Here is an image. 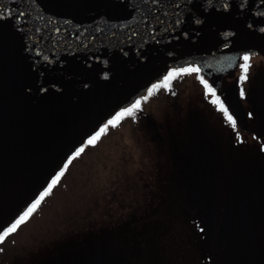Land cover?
Here are the masks:
<instances>
[{"label":"water","instance_id":"95a60500","mask_svg":"<svg viewBox=\"0 0 264 264\" xmlns=\"http://www.w3.org/2000/svg\"><path fill=\"white\" fill-rule=\"evenodd\" d=\"M2 9L0 223L166 67L194 63L217 81L241 53L264 58V0H0Z\"/></svg>","mask_w":264,"mask_h":264},{"label":"flooded vegetation","instance_id":"af4514ba","mask_svg":"<svg viewBox=\"0 0 264 264\" xmlns=\"http://www.w3.org/2000/svg\"><path fill=\"white\" fill-rule=\"evenodd\" d=\"M242 63L243 54L217 81L201 72L217 89L235 124L212 103L213 97L205 92L195 73L175 75L168 82L170 87L160 86L149 95L166 93L173 98L174 127L183 125L184 113L183 136L171 131L167 137L161 131L162 123L156 125L149 115L146 120L163 148L170 138L171 160L177 172L170 191L184 187L185 202L166 207L169 222L159 220L158 214L152 220L149 210L140 211L128 200L122 206L128 219L122 223L135 242L140 237L139 243L146 249L151 229L164 228L167 222L166 230L173 228V234L162 249L174 251V264H264V59L258 53H248L246 78L241 80ZM188 77L191 83L187 92H180ZM185 95L187 109L181 107ZM156 161L161 168L162 157ZM155 207L162 219L169 216H163L162 205ZM4 242H0L2 250ZM105 257L118 261L116 264H143L128 254L110 252L102 253L94 262Z\"/></svg>","mask_w":264,"mask_h":264},{"label":"rangeland","instance_id":"374dc122","mask_svg":"<svg viewBox=\"0 0 264 264\" xmlns=\"http://www.w3.org/2000/svg\"><path fill=\"white\" fill-rule=\"evenodd\" d=\"M190 77L181 84L180 92H187ZM149 95L146 91L144 96L148 98L141 101L135 118L122 117L101 133L97 144H86L69 163L31 218L5 239L0 264H78L109 252L128 254L143 264L175 263L174 251L169 247L162 249L168 245L166 238L173 234V228L166 230L167 222L164 228L151 229L146 249L139 243L140 237L135 242L134 235L122 223L128 219V213L122 210L128 200H135L131 203L140 211L149 210L152 220L158 214L159 220L169 222L166 207L185 202L184 187L170 191L177 179L170 138L163 148L146 120L149 115L156 125L162 123L161 131L167 137L171 131L183 136L184 113L183 125L174 127L177 122L173 118V98L166 93ZM186 104L187 95L183 96L181 107L187 109ZM159 157L161 168L156 164ZM158 204L163 206L160 210L167 218L162 219L158 213ZM17 252L21 254L16 256Z\"/></svg>","mask_w":264,"mask_h":264},{"label":"snow or ice","instance_id":"6c2138e0","mask_svg":"<svg viewBox=\"0 0 264 264\" xmlns=\"http://www.w3.org/2000/svg\"><path fill=\"white\" fill-rule=\"evenodd\" d=\"M7 9L0 10V18H3L7 13ZM12 18L15 20L21 19V15L12 13ZM243 59L245 63L240 65L242 71L240 74V79H245V72L244 70L247 68V61H248V53H243ZM202 69L199 65L187 63L182 67H166V70L163 72L162 78H157L155 82L151 83L147 87V91L151 93L154 89L163 86L165 88L170 87L169 81L175 76L184 73H195L196 79L200 81V83L204 86V90L206 93L210 94L213 97L212 103L217 104L220 108L223 109L224 115L235 124L234 117L230 113L228 107H226L220 99V96L217 95V89L213 87V84L209 82V79H205L204 75L201 74ZM107 75V73H105ZM240 95H245L244 90H240ZM147 96H137L132 102L127 103L123 107H119L118 110H115V114H109L108 118L99 123V126L96 130H89L90 134L86 135V139L84 136L81 139L84 141L83 143L77 142L78 146L73 145V147L69 148L68 152L65 154L66 159L62 160V164H57L56 167L53 169L54 174H49L50 178L46 177L44 184L40 186L37 191H34L33 196L29 198V201L25 202V205H22V210H17L18 214L14 216V218H10L8 221H4L0 223V242L5 241V239L12 233L18 231L19 226L27 222L38 205L42 202V200L53 190L54 185H56L61 177L62 174L65 173L69 163L73 161L74 158L78 157L85 148V145H95L98 143V138L101 136V133L106 129L109 128L114 123L120 121L122 117L132 116L134 117V113L137 109L141 107V101L146 100ZM239 136V133H237ZM74 148V150H73ZM2 251V249H0Z\"/></svg>","mask_w":264,"mask_h":264}]
</instances>
